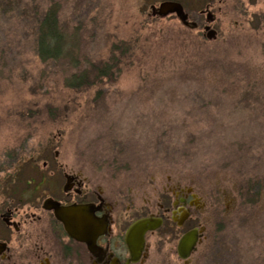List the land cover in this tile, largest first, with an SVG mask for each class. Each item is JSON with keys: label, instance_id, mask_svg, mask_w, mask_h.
I'll return each mask as SVG.
<instances>
[{"label": "rangeland", "instance_id": "rangeland-1", "mask_svg": "<svg viewBox=\"0 0 264 264\" xmlns=\"http://www.w3.org/2000/svg\"><path fill=\"white\" fill-rule=\"evenodd\" d=\"M161 1L0 0V152L52 143L141 203L168 178L190 182L218 201L210 224L228 264H264V0L217 2L214 39L175 15H151ZM177 1L192 20L206 4ZM52 4L76 42L75 64L37 54L38 21ZM113 47V78L69 85L92 77ZM247 185L259 192L252 203L241 197Z\"/></svg>", "mask_w": 264, "mask_h": 264}, {"label": "flooded vegetation", "instance_id": "flooded-vegetation-1", "mask_svg": "<svg viewBox=\"0 0 264 264\" xmlns=\"http://www.w3.org/2000/svg\"><path fill=\"white\" fill-rule=\"evenodd\" d=\"M227 1L206 0L194 29L209 25L217 35L216 3ZM259 15L262 19L264 11ZM20 146L0 152L1 264H228L221 230L210 224L218 201L206 202L190 182L168 178L166 187L141 203L131 189L105 186L83 165L60 157L52 143L42 150ZM53 203L83 208L92 228L82 239L73 237L48 207ZM144 218H159L161 224L145 233L133 253L126 234ZM192 230L197 241L181 253V239Z\"/></svg>", "mask_w": 264, "mask_h": 264}, {"label": "water", "instance_id": "water-1", "mask_svg": "<svg viewBox=\"0 0 264 264\" xmlns=\"http://www.w3.org/2000/svg\"><path fill=\"white\" fill-rule=\"evenodd\" d=\"M151 15L158 17H166L174 14L189 28L196 27L197 23L189 19L188 13L183 5L175 0H163L157 5L150 7ZM211 19L209 18V21ZM205 37L213 39L216 37V31L210 26L205 27ZM49 208L54 209L56 217L64 224L70 235L77 239H82L85 229H91V220L84 216V209L78 206L61 207L57 203L50 204ZM161 224L159 218H144L136 221L126 234V242L134 253L144 242V235L147 231L156 229ZM197 230H192L183 236L180 242V252L188 250L197 241Z\"/></svg>", "mask_w": 264, "mask_h": 264}, {"label": "trees", "instance_id": "trees-1", "mask_svg": "<svg viewBox=\"0 0 264 264\" xmlns=\"http://www.w3.org/2000/svg\"><path fill=\"white\" fill-rule=\"evenodd\" d=\"M57 4H52L43 14L38 21V35H37V54L43 62L55 61L60 59H67L70 64L76 63L75 46L76 42L74 38L70 37L68 40L66 34L60 30L58 16H57ZM54 42L55 47L61 45L65 47L64 51L54 52L51 54L49 46ZM116 48L113 47L107 60H104L98 64L92 63V71L94 72L92 77H89L86 72H82L78 76H74L69 85L74 88L82 86H90L96 84L107 78H113L115 69L118 65V58L116 57ZM245 191L241 190V197H245V201L254 202L259 192L256 186H245ZM245 192V193H244Z\"/></svg>", "mask_w": 264, "mask_h": 264}]
</instances>
